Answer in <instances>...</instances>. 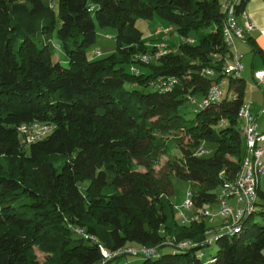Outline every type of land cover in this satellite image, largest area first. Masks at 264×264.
Wrapping results in <instances>:
<instances>
[{
    "label": "trees",
    "instance_id": "1",
    "mask_svg": "<svg viewBox=\"0 0 264 264\" xmlns=\"http://www.w3.org/2000/svg\"><path fill=\"white\" fill-rule=\"evenodd\" d=\"M154 15L169 24L154 32L171 29L170 51L144 62L136 56L156 50L160 38L146 39L135 22ZM224 21L219 0H0V264H131L122 260L134 255L102 256L127 247L157 248L136 255L138 264H264V225L249 222L264 219V204L241 232L215 230L218 248L208 260L210 243H165L200 241L216 228L175 218L169 176L189 182L196 207L215 209L220 185L241 169L243 80L229 79L235 96L204 109L194 111L187 97L202 99L222 76L216 59L230 51ZM171 26L182 38L177 45ZM98 27L114 31L107 56L88 54ZM55 43L66 65L53 58ZM168 77L178 80L171 90L154 88ZM34 122L50 129L27 143L19 126ZM169 141L181 156L168 159L160 178L155 166Z\"/></svg>",
    "mask_w": 264,
    "mask_h": 264
},
{
    "label": "built area",
    "instance_id": "2",
    "mask_svg": "<svg viewBox=\"0 0 264 264\" xmlns=\"http://www.w3.org/2000/svg\"><path fill=\"white\" fill-rule=\"evenodd\" d=\"M241 0H228L222 4L225 12V21L223 25V35L226 45L232 44L233 38L236 37L241 40L246 39L248 32L255 29V24L252 20L246 19L243 25H240L237 21L236 7L240 4ZM169 28L157 29L155 34L162 33L165 39ZM264 34V28L262 30ZM165 36V37H164ZM166 46V44H165ZM155 44L157 47L153 52H146L144 54L136 56L144 62L155 60L170 51V49H164V47ZM167 47V46H166ZM99 53V52H97ZM221 63V69L219 73L222 75L214 83L210 85L207 93L202 99H198L191 95H187L188 102L191 104L194 111L204 109L210 104H217L223 98V86L229 79H237L241 76L243 64L241 61L240 54H233L221 56L218 55L216 59ZM132 71L138 72L137 68L132 66ZM204 75L214 78L217 77V72L212 68H206L203 70ZM254 77L262 80L264 79V70H258L254 72ZM178 80L176 77L159 78L153 82L154 88L160 91H169L176 84ZM261 112L264 114V107ZM237 118L241 123V134L245 141V152L241 161V169L236 177L232 180L224 181L219 190L217 191L216 203L217 209H212L208 206L202 208H195L194 201L192 198V190L188 187L184 198L180 204L173 205L174 209L179 212V220L182 224H191L200 220H206L208 223L215 221L217 217L223 220V225L219 228L222 229L226 235H232L242 231V221L251 212L255 210L257 203V185L258 178L264 173V132L258 130L255 122L254 114L250 111L247 103H243L238 111ZM224 122V119H222ZM50 125L45 123H23L19 126L20 135L24 138L27 143L35 142L43 138L49 131ZM207 152V150L199 149L198 154ZM235 199L234 205L229 203V199ZM218 229H209L206 231V238L200 241H194L184 239L175 241L174 238H168L165 243L176 247L178 249H187L196 245H207L211 243L217 236L214 231ZM222 233V232H221ZM157 248H146L141 247L139 250L132 247H127L120 251L115 252L113 255L107 253L106 250L102 249V256L105 260L110 259L112 256L126 253L130 255H156ZM202 255V254H201Z\"/></svg>",
    "mask_w": 264,
    "mask_h": 264
},
{
    "label": "crops",
    "instance_id": "3",
    "mask_svg": "<svg viewBox=\"0 0 264 264\" xmlns=\"http://www.w3.org/2000/svg\"><path fill=\"white\" fill-rule=\"evenodd\" d=\"M226 1L228 0H223L220 3ZM247 18L254 22L255 29L247 33L245 40L234 37L229 46L228 55L237 53L241 55L243 69L239 78L244 82L243 101L248 104L250 111L254 114L258 130L264 132V114L261 112L264 107V79L259 80L254 77L255 71L264 70V34L262 33L264 28V0H245L243 7L237 13V21L243 25ZM223 87H226L224 97L235 96L233 83L231 84L228 80ZM261 144H264V141ZM263 175L264 173L258 178L257 204H259L260 198L264 199V191L260 188ZM229 201L232 205L236 203L233 198H230ZM217 218L215 219L216 227H219L223 220Z\"/></svg>",
    "mask_w": 264,
    "mask_h": 264
},
{
    "label": "rangeland",
    "instance_id": "4",
    "mask_svg": "<svg viewBox=\"0 0 264 264\" xmlns=\"http://www.w3.org/2000/svg\"><path fill=\"white\" fill-rule=\"evenodd\" d=\"M220 2L223 0H219ZM223 4V3H222ZM136 26L141 29V31L143 32V34L146 36V39H152V35L154 30L156 28H160V27H165L166 25H169L166 21H164L162 18H160L157 15H154V17H152L151 19H141L138 18L135 22ZM172 27V34H169V37L171 39V41H173L176 45L177 43H179L182 38H180L178 36V34L175 32V27ZM169 30H171L169 28ZM168 30V32H169ZM114 31L112 29L109 28H97V35H96V40L94 42V44L88 49V54L91 55L92 51L94 50H98L100 52V56H107L109 55L114 49H115V40L113 38H109L106 35L107 34H113ZM155 34V32H154ZM165 36H167L165 34ZM164 36V37H165ZM158 37L160 38L157 42H155V44H159L160 47L167 46V39L163 38L162 33H160L158 35ZM192 38H194V36H192V34L190 35V38L188 39V41H192ZM164 47V49L168 48ZM52 53H53V58L55 59L56 57L58 58V60L63 64L66 65L67 64V57L65 55V53L58 48V44L55 43L52 47ZM223 97L225 96L226 93V87H223ZM192 115V114H189ZM206 146H208L207 143H205ZM181 156V151L179 149L178 146H176L173 141H169L168 143V151L166 153L161 154L160 156V160L157 163V165L155 166V172L157 173L158 177L163 178L164 174L168 173L170 171V166L167 164L168 159L171 157L173 158L176 162L178 161L179 157ZM141 170H144L143 168H141ZM171 183H172V193H171V197L170 200L173 203V205H177L180 204L181 200L184 198L185 196V192L187 190V188L189 187V182L186 181L185 179L182 178H178L175 176H169ZM261 181H262V185H261V190L264 191V175L261 177ZM191 189V188H190ZM230 203V201H229ZM259 204L256 205V210H260V208L262 207L261 204H264V199L262 200L261 198L259 199ZM231 204V203H230ZM195 208H197L195 206ZM215 209L218 208V205L216 204ZM175 218L179 219V212L177 210H175ZM219 219V218H217ZM218 221V220H217ZM250 224H252L253 222H258L262 225H264V219H262V217L259 214H255L251 220L249 221ZM216 222H215V226L216 227ZM223 224H221L219 227H216L214 229H218V230H222L219 229ZM218 248V245L215 241L211 242L209 245H207L206 247L203 248L204 251V256H203V260L212 257L216 250ZM32 251L34 253V255L36 256L37 259H39L40 261H43L45 259V254L40 252L36 246H32ZM130 255V254H128ZM142 257L140 256H127L124 258V260L122 261H126L129 262L131 264H138L139 262H141Z\"/></svg>",
    "mask_w": 264,
    "mask_h": 264
}]
</instances>
